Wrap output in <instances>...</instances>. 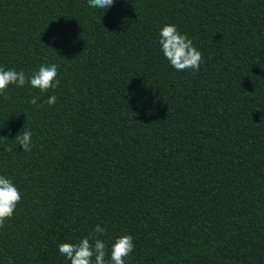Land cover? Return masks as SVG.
<instances>
[{
  "label": "trees",
  "instance_id": "16d2710c",
  "mask_svg": "<svg viewBox=\"0 0 264 264\" xmlns=\"http://www.w3.org/2000/svg\"><path fill=\"white\" fill-rule=\"evenodd\" d=\"M166 24L198 72L164 57ZM53 63L59 87L0 96V175L22 196L0 264H71L58 245L98 224L106 264L128 234L126 264H264V0H0V67Z\"/></svg>",
  "mask_w": 264,
  "mask_h": 264
},
{
  "label": "clouds",
  "instance_id": "9594fccd",
  "mask_svg": "<svg viewBox=\"0 0 264 264\" xmlns=\"http://www.w3.org/2000/svg\"><path fill=\"white\" fill-rule=\"evenodd\" d=\"M116 0H88L92 8L109 9L114 6ZM159 43L161 51L170 65L177 71L198 72L203 62V57L193 41L182 34L175 25L166 24L159 31ZM58 65H41L38 71L27 75L23 70H5L0 67V96L5 100L9 99L7 92L10 85L23 87L30 85L41 93H47L50 89L59 87L57 79ZM57 97L49 96L44 102L49 106L55 105ZM32 105L43 107L38 104V98L32 97L29 101ZM15 141L22 146L24 152L32 151V131L25 127L16 136ZM11 152L12 148H7ZM22 199L21 193L13 181L0 175V228L10 220L16 211L17 205ZM106 229L99 224L90 237H84L77 243H61L58 250L61 256L65 257L71 264H106V244L103 240L96 238L98 234L105 233ZM94 240V243L91 241ZM135 248L134 237L131 234L120 236L115 240L110 249V264H126V259L133 253Z\"/></svg>",
  "mask_w": 264,
  "mask_h": 264
}]
</instances>
